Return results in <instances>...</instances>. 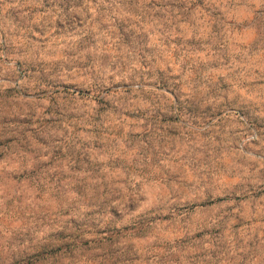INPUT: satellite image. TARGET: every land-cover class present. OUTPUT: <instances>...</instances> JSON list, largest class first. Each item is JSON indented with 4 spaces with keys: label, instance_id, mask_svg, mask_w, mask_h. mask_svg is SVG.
<instances>
[{
    "label": "rangeland",
    "instance_id": "rangeland-1",
    "mask_svg": "<svg viewBox=\"0 0 264 264\" xmlns=\"http://www.w3.org/2000/svg\"><path fill=\"white\" fill-rule=\"evenodd\" d=\"M189 1L0 0V264H264V0ZM102 203L149 226L51 252Z\"/></svg>",
    "mask_w": 264,
    "mask_h": 264
},
{
    "label": "trees",
    "instance_id": "trees-1",
    "mask_svg": "<svg viewBox=\"0 0 264 264\" xmlns=\"http://www.w3.org/2000/svg\"><path fill=\"white\" fill-rule=\"evenodd\" d=\"M196 0H190L189 4L191 5V7H193V5L196 4L195 2ZM19 3H21V1H18ZM188 4V2L186 3ZM17 70L13 71V74L16 73ZM25 72V70H21V72L19 73V78L24 77L22 76V74ZM50 78V79H48ZM45 78L43 76L36 78V80L34 81V83L32 84L31 87L28 88H24V85L22 84H17V86L11 87L9 89H4L5 93H10V95L17 100H24L25 96L28 93H31L34 96L33 100H37L40 101V99H44L46 96L51 97V102L54 101V99H57V93H59V89L61 88L62 91L66 93L67 95H76V96H83V94H87V93H92V96L94 97V99L99 103L102 104L103 106H106V102H103V98L105 99L106 96L108 95V92L110 91V87H106V88H100L102 87V85L99 84H95L93 85V89H95L94 91L90 90L86 91L87 89H82L79 87H76L75 85H70V84H66V83H61L59 81H55L53 80L52 77H48ZM52 78V79H51ZM159 82V81H158ZM110 85V82H108V86ZM27 89V90H26ZM122 89H124L125 91H129L130 88L128 86H123ZM95 94V95H94ZM102 96V97H100ZM100 97V98H99ZM165 107H167L165 105ZM171 109H174V111L177 112L178 116L182 114L180 104L178 103V100L175 99L173 101V104L169 107ZM159 112V111H157ZM50 113V112H49ZM100 112H98L99 114ZM58 115L57 112L52 111L51 115ZM24 118L27 119V115H24ZM18 119V118H16ZM37 119V120H36ZM35 119L36 123H40L43 122L45 123V118H43V116H38ZM18 123H25V120H21ZM104 196V193L103 195ZM101 206H103V203L100 205H94V209H96L95 211H88V214L86 215H98L96 217H98V224L97 225H104L105 227H107V229H105V231H97L94 234L96 235H100L99 238L97 239H93L92 237L90 238H86V235L89 234H93L89 231H82V233L75 231L76 235H61V232H56V233H51L49 235L50 238H54V237H60V239L62 241L61 245H58L56 248H52L50 249L51 252L54 251V253H56L57 251H61L64 250L65 252H70L73 251L74 249H78L79 247H84L89 243H101V242H107V243H111L112 241L114 242L115 240H118L120 238H123V233L126 231H132L131 235H135L137 233H140L141 231H143L147 226H149L148 222L146 219L143 218H137L136 216H131L129 218V221L131 220V222L129 224H125L122 223V218L125 217L130 211L131 209H126V207H123L122 209H117V207H108V209L106 210V212L102 213L101 211ZM102 214L103 216H107L108 218L105 219V221H103V218H99ZM71 222H73V219H70ZM92 222H94V220H91ZM87 226V225H86ZM68 236V237H67ZM122 236V237H121ZM64 239H66V241H63Z\"/></svg>",
    "mask_w": 264,
    "mask_h": 264
}]
</instances>
